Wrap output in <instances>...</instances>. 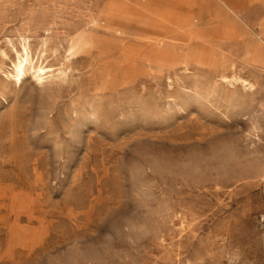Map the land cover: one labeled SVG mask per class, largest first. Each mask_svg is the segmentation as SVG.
Returning <instances> with one entry per match:
<instances>
[{
	"label": "rangeland",
	"instance_id": "obj_1",
	"mask_svg": "<svg viewBox=\"0 0 264 264\" xmlns=\"http://www.w3.org/2000/svg\"><path fill=\"white\" fill-rule=\"evenodd\" d=\"M263 60L264 0H0V264H264Z\"/></svg>",
	"mask_w": 264,
	"mask_h": 264
},
{
	"label": "bare ground",
	"instance_id": "obj_2",
	"mask_svg": "<svg viewBox=\"0 0 264 264\" xmlns=\"http://www.w3.org/2000/svg\"><path fill=\"white\" fill-rule=\"evenodd\" d=\"M26 53H27V51H26ZM253 54H254V52H253ZM261 57L263 58V56H261ZM46 69H48V68L41 67V66H36L33 63L32 57L29 54H25V56H18L17 57L14 65H13V75H12V77H13V79L16 80V82H21L22 79L26 78V76L31 75V77L34 78L37 81L38 84L39 83L42 84L46 80L49 81L50 85L51 84H55L56 79L59 78V75L58 74L57 75L53 74L52 71H47L46 72ZM97 116H98V110H92L91 117L92 118H96Z\"/></svg>",
	"mask_w": 264,
	"mask_h": 264
}]
</instances>
